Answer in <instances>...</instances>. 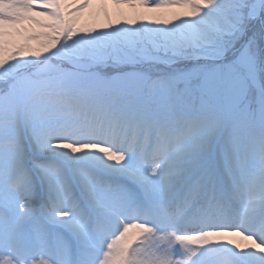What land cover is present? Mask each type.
Here are the masks:
<instances>
[{
  "label": "snow or ice",
  "instance_id": "1",
  "mask_svg": "<svg viewBox=\"0 0 264 264\" xmlns=\"http://www.w3.org/2000/svg\"><path fill=\"white\" fill-rule=\"evenodd\" d=\"M154 2L0 0V264H264V0Z\"/></svg>",
  "mask_w": 264,
  "mask_h": 264
},
{
  "label": "rangeland",
  "instance_id": "2",
  "mask_svg": "<svg viewBox=\"0 0 264 264\" xmlns=\"http://www.w3.org/2000/svg\"><path fill=\"white\" fill-rule=\"evenodd\" d=\"M129 2H132V0H129ZM181 2L182 0H155V2L151 6L157 7L166 3L176 4ZM193 6L198 7V5H193ZM3 9L4 6L0 4V10ZM55 11H58V5H56V7L54 8H49L48 12L45 14H52ZM191 19H195V18H182L181 22H187ZM181 22H177V23H181ZM156 27H171V26H156ZM41 37H45L48 39H57L55 34H50L48 32H35L31 38L40 39ZM60 39H63V37H61ZM20 50H24V48L22 47L21 49L12 52L11 55L15 58H19L18 53ZM48 55H51V53H49ZM30 59H34V58H30ZM10 63H14V61H10ZM257 149H258V145H257ZM91 154L97 157L98 159H104L105 156V154L99 152H94ZM244 180H245L244 186L239 194V202H238L239 213L235 218H233L231 222L244 223L245 225H247L254 218L258 220L260 217L261 209L264 208V176H262L259 169H257L255 172L246 175ZM240 231H241V235L229 236L227 239L221 240V242L217 244L218 246H220L218 247V252L223 253L225 255L233 254V253L240 255H246L249 252L254 253L255 252L254 249H245L241 251L240 249L235 247V244L228 243L230 237L233 239L232 241H235L240 244L258 243L255 237L252 236L251 231L244 232L242 229ZM204 239H206V237ZM136 245L138 246V248H141L142 239L140 241H137ZM119 250H120L119 256L117 258L118 264H120V262L122 261L123 257L126 254L124 249L119 247ZM132 253H134V250H130V249L127 250L128 255H131ZM5 258L8 259V256H6Z\"/></svg>",
  "mask_w": 264,
  "mask_h": 264
},
{
  "label": "bare ground",
  "instance_id": "3",
  "mask_svg": "<svg viewBox=\"0 0 264 264\" xmlns=\"http://www.w3.org/2000/svg\"><path fill=\"white\" fill-rule=\"evenodd\" d=\"M105 163H108V161H106L105 160ZM234 238V237H233ZM230 240H233L231 237L229 238ZM224 240V239H223ZM221 242V240L218 242V243H212V244H205V245H203V249L205 250V251H216V252H218V247H220V246H218L217 244H219ZM198 245H196V244H193L192 245V247H197ZM136 249H138V246L136 245V243L135 244H133V246H132V248L130 249V250H136ZM119 247L117 246V248H116V250H115V252H116V257L118 258V256H119ZM124 251V250H123ZM8 259H12V257H10V256H8Z\"/></svg>",
  "mask_w": 264,
  "mask_h": 264
}]
</instances>
